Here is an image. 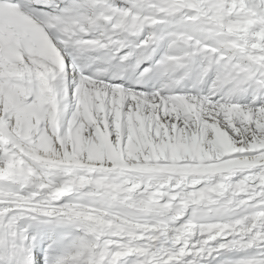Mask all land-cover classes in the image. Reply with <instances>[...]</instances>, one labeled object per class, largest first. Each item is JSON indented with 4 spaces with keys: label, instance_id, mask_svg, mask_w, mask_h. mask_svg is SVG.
I'll return each instance as SVG.
<instances>
[{
    "label": "snow or ice",
    "instance_id": "6c2138e0",
    "mask_svg": "<svg viewBox=\"0 0 264 264\" xmlns=\"http://www.w3.org/2000/svg\"><path fill=\"white\" fill-rule=\"evenodd\" d=\"M0 264H264V0H0Z\"/></svg>",
    "mask_w": 264,
    "mask_h": 264
}]
</instances>
